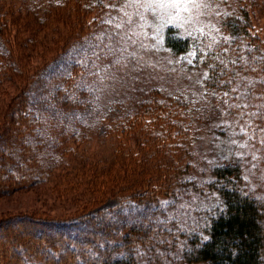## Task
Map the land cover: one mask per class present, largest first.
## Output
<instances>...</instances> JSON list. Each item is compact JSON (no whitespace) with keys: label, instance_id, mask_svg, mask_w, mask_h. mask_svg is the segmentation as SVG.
Instances as JSON below:
<instances>
[{"label":"trees","instance_id":"16d2710c","mask_svg":"<svg viewBox=\"0 0 264 264\" xmlns=\"http://www.w3.org/2000/svg\"><path fill=\"white\" fill-rule=\"evenodd\" d=\"M3 1L0 85L25 84L3 108L0 199L30 191L63 172L69 156L77 153L66 145L68 135L87 141L78 124L82 128L92 118L107 119L101 136L115 148L106 164L73 169L78 183L67 186L68 192L80 186L78 176L87 174L99 195L79 215L64 220L28 214L0 219V264H264V194L252 189L238 164L215 166L209 185L190 176L187 162L197 129L186 98L156 88L114 114L96 107L97 93L86 80L100 59L99 44L91 41L98 31L91 17L98 10L95 2L87 0L81 6L82 0H73L75 16L82 17L74 37L28 72L20 66L9 37ZM254 26L245 9L225 16L222 37L199 51L197 61L206 69V88L216 92L212 100L225 105L258 152L264 153V42ZM163 44L177 54L192 50L191 40L170 28ZM50 102L60 111L53 116L56 126L67 127L61 132L48 127L52 137L44 127V121L52 119L44 109ZM205 188L213 190L221 203L203 228L202 240L185 227H175L166 212L190 191ZM111 197L124 203L109 211L88 212Z\"/></svg>","mask_w":264,"mask_h":264},{"label":"rangeland","instance_id":"374dc122","mask_svg":"<svg viewBox=\"0 0 264 264\" xmlns=\"http://www.w3.org/2000/svg\"><path fill=\"white\" fill-rule=\"evenodd\" d=\"M86 1L82 0L81 6ZM92 1L98 8L91 16L97 21L98 31L93 33L91 41L94 39L92 43L99 44L100 59L86 80L93 84L97 93L96 107L102 108L103 113L109 110L114 114L126 105L148 97L156 88L165 93L180 94L193 108L190 118L197 129V141L191 147V159L187 162L191 164L190 176L193 175L201 185H209L215 166L238 164L252 189L257 194H264V153L258 152L246 131L228 115L225 105L212 100L215 91L206 88L207 72L197 61L199 51L222 37L221 20L225 16L238 15L241 9L251 13L254 27L264 42V0ZM3 2L2 11L11 30L9 37L17 48L20 66L28 72L55 56L61 45L74 37L77 20H82L75 16L73 0ZM169 28L176 36L191 40L190 52L177 54L164 46V32ZM24 84L21 81L0 85V128L5 104ZM50 104L44 109L47 117L52 116V119L44 121V127L52 137L48 127L52 126L54 132L64 131L67 127L56 126L53 116L60 115V111L55 103ZM106 123L107 119L92 118L82 128L78 124L80 131L87 134V141L84 136L68 135L66 145L75 148L77 153L69 156L65 170L30 191L0 199V219L28 214L64 220L79 215L86 205L97 200L99 195L92 189L87 174L78 176V189L68 192L67 186L78 183L73 169L79 165L102 166L111 161L115 146L101 136L107 129ZM49 161V157H44L45 164ZM198 190L190 191L166 214L175 227H185L205 240L202 230L215 215L221 201L209 188L200 190L202 193ZM123 203L119 198H107L88 212L109 211Z\"/></svg>","mask_w":264,"mask_h":264}]
</instances>
